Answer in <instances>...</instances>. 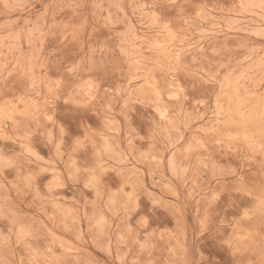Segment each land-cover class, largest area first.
I'll return each mask as SVG.
<instances>
[{
	"label": "rangeland",
	"instance_id": "obj_1",
	"mask_svg": "<svg viewBox=\"0 0 264 264\" xmlns=\"http://www.w3.org/2000/svg\"><path fill=\"white\" fill-rule=\"evenodd\" d=\"M202 261L264 264V0H0V264Z\"/></svg>",
	"mask_w": 264,
	"mask_h": 264
},
{
	"label": "snow or ice",
	"instance_id": "obj_2",
	"mask_svg": "<svg viewBox=\"0 0 264 264\" xmlns=\"http://www.w3.org/2000/svg\"><path fill=\"white\" fill-rule=\"evenodd\" d=\"M193 87H195V84H193ZM179 91H180V92H183L184 89H180ZM173 98H177V99H178L179 97H178V96H176V97H172V96H170V97H169V99H173ZM161 118H163V116H162ZM145 223H146V221H145ZM209 230H210V229H209V225H208L207 220L202 221V223H201V227H200V231L203 233V232H206V231H209ZM201 264H211V261H207V262L202 261Z\"/></svg>",
	"mask_w": 264,
	"mask_h": 264
}]
</instances>
